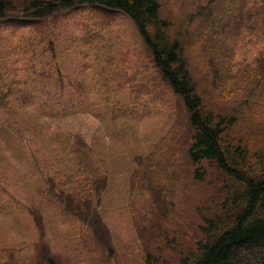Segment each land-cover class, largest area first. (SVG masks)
I'll return each mask as SVG.
<instances>
[{"label":"rangeland","instance_id":"374dc122","mask_svg":"<svg viewBox=\"0 0 264 264\" xmlns=\"http://www.w3.org/2000/svg\"><path fill=\"white\" fill-rule=\"evenodd\" d=\"M10 1L16 11L0 19V264L180 262L202 239L203 217L220 210L222 173L190 159L188 110L135 23L86 5L26 23L17 10L32 0ZM214 1L159 0L173 33ZM240 9H221V24L234 27ZM200 29L184 52L197 93L236 118L231 139L261 143L264 75L246 83L241 72L221 86ZM239 30L240 69L248 55L263 66L264 10ZM70 194L76 207L88 202L82 212L96 225L72 212Z\"/></svg>","mask_w":264,"mask_h":264},{"label":"trees","instance_id":"16d2710c","mask_svg":"<svg viewBox=\"0 0 264 264\" xmlns=\"http://www.w3.org/2000/svg\"><path fill=\"white\" fill-rule=\"evenodd\" d=\"M248 2L215 0L214 3L199 5L198 12L189 16L180 32L176 33L172 32L173 22L162 16L159 0H32L25 5L24 12L17 10L18 17L26 23L50 16L61 9H73L81 5L125 13L133 20L151 50L164 80L183 100L193 132L189 157L194 164L203 161L215 164L222 173L225 198L219 212L203 217L202 239L197 245L189 249L180 262L171 260V263L166 264H264V140L251 144L250 140H233L228 136L236 118L217 114L205 106L197 93L184 56L188 34L192 26L199 25L201 29L197 32L209 40L215 80L221 86L235 79V74L241 72L246 83L256 81L259 72L264 75V63L257 68V59L248 54L247 61L242 62L243 70L240 69V55L247 50L245 44H237L235 40L240 34L239 29L243 28L246 15L256 11L257 7L264 10V0ZM235 6L241 8L238 14L230 18L235 21H232L235 26L231 27L226 22L221 24V11ZM13 8L10 0H0V19L14 13L16 10ZM205 25L209 26V30L204 28ZM231 40L233 42L229 44ZM3 107L4 104L0 103V109ZM84 145L83 142L77 143V147ZM67 202L70 206L73 204L72 212L79 217L85 214L82 212L83 206L87 210L90 208L85 200L79 201L76 207L75 196L71 194ZM88 213L85 217L92 219L96 225L97 215ZM156 262L153 263L158 264ZM48 263L56 264L53 260Z\"/></svg>","mask_w":264,"mask_h":264},{"label":"crops","instance_id":"0c3cea01","mask_svg":"<svg viewBox=\"0 0 264 264\" xmlns=\"http://www.w3.org/2000/svg\"><path fill=\"white\" fill-rule=\"evenodd\" d=\"M67 199H68V196H67Z\"/></svg>","mask_w":264,"mask_h":264}]
</instances>
